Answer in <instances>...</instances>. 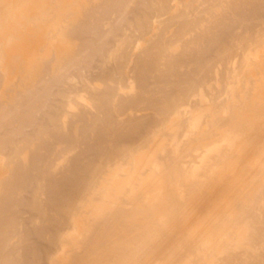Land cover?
Returning <instances> with one entry per match:
<instances>
[{"label": "bare ground", "instance_id": "6f19581e", "mask_svg": "<svg viewBox=\"0 0 264 264\" xmlns=\"http://www.w3.org/2000/svg\"><path fill=\"white\" fill-rule=\"evenodd\" d=\"M4 1L0 7V155L4 158L0 161V264H131L151 248L153 257L164 256L163 264H178L194 235L164 241L175 235L177 222L185 220L186 214L193 217L190 226L201 229L190 253L215 250L223 255L216 262L201 257L204 264H264V254L262 258L256 250L258 245L264 247V181L239 203H233L232 196L217 204L235 182L228 170L264 150L260 124L264 106L231 107L227 126L219 124L218 114L208 116L204 128L197 121L191 123L190 128L199 129L196 146H203L199 144L217 131L222 139L228 136L223 147L226 142L233 146V163L217 175L220 184L210 183L215 175H209L199 191L188 188L179 194L178 198L184 195L181 200L174 193L183 187L175 183L174 191L166 179L169 175L174 180L172 172L182 171L164 170L153 185L155 195L151 193L141 207L143 217L148 221L154 217L160 225L148 222L132 242H127V220L135 213L112 208L127 181H119L116 175L109 180L108 174L103 181L112 184L114 194L104 187L106 183L98 184L102 176L124 165L133 169V175L145 167H160L166 152L155 139L165 117L177 116L179 108L220 73L217 66L225 68L239 49L264 39V0H172L170 8L169 0ZM151 11L155 20L163 12L168 16L156 21L159 32L148 46L132 54V34H147L154 26L146 18L152 17ZM200 13L210 14V19L211 13H217L218 18L205 22ZM171 26L174 31L167 37ZM173 42L183 44L179 55H172ZM129 79L134 84L132 93L118 95ZM257 131L262 133L259 142ZM216 145L209 144L207 151L202 148L204 159L207 153L219 152ZM173 154L167 152L168 161H173ZM185 172V176L196 175L195 170ZM185 176L180 175L189 182ZM209 207L207 222L201 223L199 215ZM258 207L261 212L256 214ZM99 225L107 236L91 248ZM240 226L242 231L237 230ZM229 229L238 231V240L252 255L240 256L239 243H209ZM9 237L17 241L9 243ZM134 242L142 257L132 251ZM167 246L171 251L164 253ZM80 248L91 249L80 258L76 256Z\"/></svg>", "mask_w": 264, "mask_h": 264}, {"label": "rangeland", "instance_id": "374dc122", "mask_svg": "<svg viewBox=\"0 0 264 264\" xmlns=\"http://www.w3.org/2000/svg\"><path fill=\"white\" fill-rule=\"evenodd\" d=\"M2 1H3V3H2ZM2 1L0 0V3H1L0 7L3 9L5 1L4 0H2ZM71 1L69 0V2H71ZM84 1H86L88 3L90 2V0L89 1L84 0ZM92 1H95V0H91V2ZM170 4L171 5L174 4V1L169 0L168 6ZM172 6H174V5H172ZM172 6H171V8H172ZM52 7H53V5H52ZM1 8H0V20L2 19L1 18V14H2ZM169 8H170V6H169ZM171 12L173 13V8H172ZM151 13H153V11H151L150 14ZM174 13H175V11H174ZM203 14L204 13H200L199 16H201L202 19H206L205 22L209 21L210 14H204V15ZM211 14H212V16L213 15L215 16L214 19L218 18V16H216L217 13H211ZM151 16H152V14H151ZM161 16L162 17L157 16V18L159 17L158 18L159 21L165 20L168 15H165L163 12V14ZM191 16L192 15H190V17ZM154 17H155L154 15L152 17H150V15H146V18L148 19V23L151 24L153 22V24L155 26V27L152 26L151 28H149V30L147 31L148 32L147 34H144V35H138L137 33L132 34L133 35L132 39L134 42L133 44L137 47H141V48H138L139 49L138 50L137 48H135L134 45H132L134 48L132 50V54L133 53H140L143 49H145L148 46V43L150 42V40H152L154 38L153 36L159 32L158 31L159 25H156V24H158V23H156V21L157 22H159V21L155 20L156 17L155 18ZM213 17H212V19H210V21L214 20ZM176 21H178V20H175L174 24L177 23ZM205 22H204V24H205ZM174 28H175L174 26H171L169 29H167V32H166L167 37H170V34H172V32L174 31ZM129 33H131L130 30H129ZM188 36L190 37V35H187V36H185L184 39L185 40L188 39L189 38ZM180 52H183V44H181L179 42L178 43L173 42L172 55H175V56L179 55ZM183 69L184 68H182L181 71L185 70V69L184 70ZM217 71L220 73L219 74L217 73V75L215 77H214L215 74H213L211 76V79L208 82V84L204 88H199L197 90L196 94H194L193 96H191L189 98V100L187 101V105L179 108L177 116L170 115L168 117H165L166 122H162L163 124L160 127V133L157 134V137L155 139L156 140L155 142H157L158 140L160 141V143L162 145L161 146L162 151L166 152L165 156H163L164 154H162V156H161V157H165V158H164V160L159 161L160 167L158 169L155 170V169H151L152 167L151 168L145 167L143 169L138 170L133 175L132 167H131L132 170L129 171V169H128L129 165L128 166L124 165L125 167L123 166L124 168L122 170L118 169V170H116V172H113V171L109 172V173L105 174L104 177L102 176L100 178V180L98 181V184H103V183L105 184L106 183L104 187L109 189L107 191L110 192V194L111 193L114 194V192H112L114 188L110 182H104V181H106L105 178L107 177L108 174H109V176L107 177L108 179L110 177L112 179L114 177V175H116V177L119 181H127L124 184V188L122 189V191L120 193H118L117 199H114V202L112 203V208L115 211H132L133 213H135L134 218H129L127 220V224L129 226L128 232H127V242H132V240L134 238H137L139 234H143V230H144L143 226L145 224H147L148 222L153 224L156 227L158 225H160L159 220L154 218V217L150 221H148L146 219V217H143L144 212L141 211V207L145 203H148L149 199L152 198V196H151L153 194L152 192L156 193L153 185L156 183V181L159 180V176L162 175L164 170L167 171L168 167L171 169L173 168L175 170L182 171V173H183L182 174L180 172L181 174L178 175L175 172H172L174 180H172L169 175L166 179V180H168L167 182L169 183V187H171V189L176 188L179 183L181 185L180 188L183 187L182 190L177 191L178 193H174V191H176L177 188L175 190L172 189L174 191H171L172 194L174 193V195L177 196L178 200H181L184 198L183 197L184 195L183 196L181 195L182 197L178 198L179 194H181L182 192L184 194V191L187 190L188 188L190 189V191H194V192L197 190L199 191L200 185H202V183L207 181V177L209 175H212V174L215 175V177H213L210 180V183L220 184V182H219L220 179L216 178L217 175L219 173L225 172L227 170V168L233 163V158H232L233 146H231V143H228V144H230L228 146V144L226 142V144L224 145L225 147H223V142H224V140H226L228 138V136L226 138H224V136H223V139H222V137H220L221 135H219L221 133L220 131L214 132L215 135L213 136V138L209 139V141L207 140L209 143L207 141H204V142H201L199 144V145H201L203 143V146L202 145L196 146V145H198V143H196V142L198 139L197 133L199 132V129L195 128L196 130H194V128H190L191 123L193 124V121H197L199 126L201 128H204L205 125L207 124V122L210 120V119L206 120V118H208V116H211V118H213L214 116H216L218 114L219 117L217 115V118H219V124L224 123V126H227L228 125V118H229L228 114L232 110L231 107L234 108V107L241 106V109L247 110L248 107L245 106L246 104L249 106H250V104H253L256 106V109H259V108L264 106V39L259 41L258 43H255L253 45H248L247 47H243V48L239 49L237 51V53L233 56V58L229 61V63L225 66V68H221V67L217 66ZM128 82H127L128 83L127 87H125V86L121 87L117 91L118 95H121V96L127 95L128 96L129 93H132L133 88H134L133 81H131L129 79ZM225 110H227V113H224ZM88 111L91 112L93 110L88 108ZM233 111H235V110L233 109ZM235 112H238V111H235ZM131 114H133V113H131ZM142 114L143 113H136V116L137 115L139 116ZM121 118H124V117H121ZM261 119H262L261 120L262 122H260V124L263 125V127H264V117H261ZM226 129H227V127H226ZM218 135H219V137H218ZM253 135H254V133H253ZM256 135H257L256 141L259 142L260 139H262V136H261L262 133L260 131H257ZM214 137H216L217 140L216 139L214 140ZM236 137H238V136L236 135ZM230 138L233 139L231 136H230ZM213 143L217 144V145L219 144L220 147L216 145L217 149H219L218 150L219 152L210 151L212 153H207L208 155L204 159L203 157L205 156V154H204L205 151H203L202 148L204 146H206L207 148L204 147L203 149L205 150V148H206V151H207L210 149L209 147L212 146ZM221 143H222V145H221ZM209 144H210V146H209ZM153 145H154L153 143L148 144V149L146 150V152L151 150ZM263 146H264V143H263ZM194 147H196L195 151L193 149ZM199 147H201V150ZM213 148H215V145L213 146ZM221 148H223V149L225 148L224 150L226 152H224V150ZM189 149H191V150L189 151ZM171 150H172V152H171ZM165 152H163V153H165ZM167 152L169 154L168 156H170V155L172 156V153H174L173 154L174 155L173 161H171V160L168 161V157L166 156ZM221 152H223V153H221ZM73 153H75V152H72V153L70 152L71 155ZM218 153H220L221 155H218ZM70 154L67 153V156ZM70 156H68V157H70ZM2 157L3 156L0 155V161L2 160L4 162V158H2ZM60 159H62V158H60ZM214 159H216V160H214ZM226 159H227V161H226ZM230 160H231V162H230ZM59 161L60 160H57L56 162L58 164H60ZM63 161H64V159H63ZM63 161L61 163H63ZM65 161H66V159H65ZM65 161H64V163H65ZM171 163H172V165H171ZM223 163H224V166H222ZM226 164H228V166ZM170 165H171V167H170ZM216 165H218V166H216ZM60 166H62V164ZM57 167H59V165H57ZM220 168L223 171H220L221 170ZM57 169H59V168H57ZM57 169H55V170L53 169V171H55L54 173L58 172V171H56ZM231 169H230L231 171L230 170H228V171L230 172L229 174H232L231 176L235 182L233 183L231 188L225 193V195L223 197H221L219 200H217V204L224 203L225 201L230 199L232 196H234L233 197V203H239L243 199L247 198V196L251 193L252 189L256 188L260 183H262V181H264V150L261 151V153L258 154L257 157L251 156L246 160V162H244V163L241 162L240 164L234 166ZM191 170H195L196 175L192 176ZM126 171H129L130 174L127 175ZM183 171L184 172L186 171L185 172L186 175H187V173H189V171L191 173L188 174V176H185ZM207 171H208V173H207ZM131 175H133V176H131ZM180 175H181V177H183V176L189 177V182H187V181L184 182L182 180L183 178H181ZM157 176H158V179H157ZM177 178H178V180H177ZM108 179H107V181L110 180V179L109 180ZM101 181H102V183H101ZM163 181H165V180L163 179ZM171 182H173V185L171 184ZM198 182H200V184ZM175 183L177 184V186H175ZM107 184H109L108 187H106ZM99 186H101V185H99ZM152 186H153V188H152ZM99 188H102V187H99ZM151 189H154V190L150 191L148 194V191ZM178 189H179V187H178ZM104 191L105 190H103V192ZM107 191H105V192H107ZM203 191L207 192V190H203ZM145 192L147 194H145ZM98 193H100V192H98ZM100 194H102V193H100ZM100 194H98V195H100ZM105 194H107V193H105ZM144 194H145V196H144ZM23 195L26 196L25 193H23ZM137 195H139V196L134 199V197ZM153 195H155V194H153ZM100 198L101 197H99L97 200H100ZM102 202H104V201L102 200ZM187 202H188L187 204H189V205H191V203H192L191 201H187ZM105 203H107V202H105ZM139 204H142V205H139ZM195 205L196 204H194L193 206H195ZM198 206L200 207V209H202L204 207V206H202L201 203H199ZM258 208L259 209H257L256 214H259V212H261L260 207H258ZM8 211H9V209H8ZM10 211H9V213H10ZM210 211H211V208L209 207V208H205V210L203 212H201V214L199 215V218H203L201 223L207 222L206 221L207 219L205 217H207L210 214ZM4 215H5V213H4ZM8 215H10V214H6V216H8ZM3 216H1V217H3ZM142 217H143V222H142V225L140 226V225H138V223H139V219H141ZM110 219L112 220V216L108 218V220H110ZM0 221H1V219H0ZM192 221H193V217L190 214H186L185 220L177 222V224L174 228L175 229V235L173 237H169L168 240H166L164 242H173L176 239H179L180 237H185L186 235H187L186 237H188L190 239H192V235H194L193 238L197 241V239H199L198 235L200 237L201 229L198 226H190ZM0 225H1V222H0ZM238 228L239 229H237V230L242 231L241 226ZM237 230H231V229H229L227 231L225 230L222 233L223 235L221 234V236L220 235L215 236V238H213L209 243H211L213 245L217 242H220L222 244L227 243L229 245L230 244L235 245V243H239V247H238L239 249L237 250V252L240 253L239 254L240 256H241V254L244 253L242 257L248 258V255H252V251L248 247L245 246V242H240L238 240V231ZM67 231H69V229ZM226 232H227V234L224 235V233H226ZM6 233H9V232H6ZM105 234H106L105 229H103L102 225H99L97 227L96 232L93 235V238L91 240V245L89 247H91V246L93 247L95 244H99V243L104 242V239L107 236V235L105 236ZM234 235H236V236H234ZM8 236H10V235H8ZM10 237H12V236H10ZM15 238L16 237L10 238L9 239L10 241H8V242L11 243V241H14V240L17 241V239H15ZM6 240H8V238ZM195 240H192L191 243L189 245H187V247L185 248V250L183 252V254L185 253V255H184L183 259H180L178 261L179 262L178 264H204V261H200L201 257H205L206 260L208 259L212 262L214 260L218 261L219 259H221V257H223L222 253H219L218 251H215V250L211 251L210 253H208L209 251H202V250H199V251L194 252V253H190L191 252L190 246L193 245V242ZM14 243L15 242H12V244H10V245L13 246ZM130 245H132V247H133L132 251H134V250L136 252L138 251L137 255L142 257L141 252L137 249L136 242L131 243ZM8 246H9V244H8ZM11 246H9V248ZM13 248H14V246H13ZM91 248H89L87 250H85V248H80L78 250L76 256L83 258V256H85ZM256 248H257L256 250H257L258 254L259 253H260V255L262 253L264 254V247L262 248V245L260 246V248H259V245ZM11 249H12V247H11ZM6 250H8V249H6ZM167 251L168 252L171 251V249L168 248V246L166 249L164 248V253H166ZM260 251H263V252H260ZM150 252H153V248L148 249L146 251V255L144 257H142V259H140L137 262H131V264H163V257H164L163 255H161L160 257H153L152 253H150ZM248 252H250V254H247ZM245 254H246V256H245ZM262 255H261V257L263 258L264 255L263 256ZM143 258H145V259H143ZM216 261H214V262H216Z\"/></svg>", "mask_w": 264, "mask_h": 264}]
</instances>
